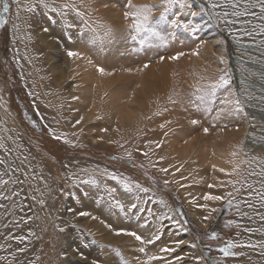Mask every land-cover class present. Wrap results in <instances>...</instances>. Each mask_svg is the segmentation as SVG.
<instances>
[{
  "label": "rangeland",
  "instance_id": "374dc122",
  "mask_svg": "<svg viewBox=\"0 0 264 264\" xmlns=\"http://www.w3.org/2000/svg\"><path fill=\"white\" fill-rule=\"evenodd\" d=\"M4 2L0 0V16L7 21L0 27V173L9 183L0 187V194L11 198L0 200V264H166L149 262L151 255L166 256L174 264H197L198 257H204L200 264H264V203L252 190L264 188L259 175L264 148L253 144V137H264V33L254 28L264 25L259 11L255 17L229 16L236 23L226 24L201 12L206 0H186L181 19L200 31L192 36L178 29L167 47L133 53L132 44L123 39L125 0H75L101 36L111 28L114 38L103 43L91 31L78 36L83 25L70 10L63 18L39 5L28 13L22 6L35 0H7L5 12ZM64 2L48 0L57 8ZM225 10L232 11H215ZM191 11L198 15H188ZM65 21L76 27L65 29ZM70 50L80 57H68ZM180 53L179 60L169 59ZM97 67L110 74L101 75ZM223 72L231 76L230 89L247 115L215 118L226 90L217 93L211 112L188 102L193 85L214 82ZM194 119L199 123L192 124ZM238 132L240 147L224 146ZM165 168L167 172L161 171ZM220 168L233 174L216 170ZM103 170L149 191L127 192ZM90 175L100 188L78 183ZM104 186L116 189L114 196L126 209L132 203L137 209L125 216L111 208ZM205 194L225 199L205 201ZM229 199L239 207H229ZM178 206L198 240L181 221ZM82 211L91 215L82 217ZM165 214L172 219H158ZM214 221H220L223 231L219 239L209 240L205 233ZM229 221L231 227L226 226ZM161 225V239L154 244L115 235L123 229L148 239ZM21 235L22 243L17 239ZM184 235L187 245L180 244L171 256L160 252L164 246L176 247ZM226 240L256 247L236 248V256L224 257L218 249ZM197 241L198 247H190ZM176 256L184 259L175 261Z\"/></svg>",
  "mask_w": 264,
  "mask_h": 264
},
{
  "label": "snow or ice",
  "instance_id": "6c2138e0",
  "mask_svg": "<svg viewBox=\"0 0 264 264\" xmlns=\"http://www.w3.org/2000/svg\"><path fill=\"white\" fill-rule=\"evenodd\" d=\"M19 3V0H17ZM83 2V0H81ZM37 5L40 7L46 9L47 11L54 12L61 18L65 17L69 10L74 12L76 17L80 19L82 22L83 27L80 28V31L78 32V36H83L86 31H91L94 36L93 39L99 40L101 43L104 42L105 39L108 41H111L114 36L111 28H107L104 30L103 36H101L95 28H92V26L89 24L88 20L85 19V13L80 11L76 5L75 0H65L63 4L59 6V8L53 6V4L48 3V0H35L34 3H27L23 5V10L28 13H35ZM188 7V4L186 0H160L158 4H141L136 3L134 0H125L124 3V12H123V18L124 21L127 22V27L125 30V33L123 34V39L127 42H130L132 44L131 51L133 53H139L143 52L146 49H158L167 47L169 43H171L172 40L176 38V31L178 29H182L183 31L189 33L192 36H195L196 33L200 31L199 27L196 24L189 22H184L181 19V14L184 13V10ZM231 8L232 11H223V12H216L215 10L217 8H224L228 9ZM255 10L259 11V16L257 17L260 20H264V0H206V7L201 6V12L206 13L210 19L214 17L220 18L221 22L226 24H233L236 23L234 20H229L227 17L232 16L236 18L240 17H247V16H257V12ZM4 11H8V3L7 0L4 2ZM159 13L158 16H155V13ZM188 15H191L192 17H195L198 15L197 12L191 11L187 13ZM155 17V18H154ZM51 19V18H50ZM7 21L0 16V27H3ZM65 29H72L76 27L75 24L69 23L65 21L64 23ZM101 27H103L101 25ZM259 28L260 33H264V25H258L254 26ZM47 31V29H44ZM246 35H251V32H245ZM235 40L239 41V36L233 37ZM68 39L71 40L72 36L69 35ZM197 52H193L192 55H197ZM68 57L70 58H79L80 53L76 51H68L67 52ZM183 55V53H180L178 55H173L169 57L171 60H179L180 56ZM165 57H161V61H163ZM221 63H226L223 58H221ZM145 68L148 67L147 64L144 65ZM97 71L101 75H106L110 73H106L104 68L97 67ZM231 84V76L227 72H223L219 76L217 80L214 82H210L206 85H193L194 91L190 94L189 97V103L192 104L197 109L203 108L205 112H211L212 108L211 106L216 103L217 99V93L220 90H226L227 94L223 96V99L220 100V103L222 107L219 108V110L216 112V119H220L222 115H238V114H245V107L244 103L240 98H237V94L235 91L230 89ZM169 100L173 103L176 101L172 99V97H169ZM254 119V118H253ZM79 123V121H77ZM192 124L199 123L198 120H192ZM165 127V125H161V128ZM204 132L207 133L208 129L205 128ZM56 139H60L61 137L57 136ZM65 143H68L67 140H65ZM253 144L259 145L261 148H264V137L256 138L253 137ZM159 147V144H157ZM2 147V145H0ZM145 156L148 155L147 152L143 153ZM129 158L131 157V153H128ZM232 155H236L234 152ZM252 160H257V156H252ZM247 162V161H246ZM264 163V161H261ZM4 163L3 160H0V164ZM215 168V166H213ZM220 172H225L223 168L216 169ZM84 171H87V169H84ZM161 171L167 172V169H161ZM234 171H238V169H234ZM104 174L111 180L116 181L119 185L123 187V189L127 192H133L136 190H139L141 192L147 193L149 189L143 188L140 184L136 183L133 184L128 178L117 176L115 173L108 172L107 170H103ZM233 173L225 172V175H232ZM3 173H0V187H3L4 185L8 184L9 181L4 180ZM250 175H257V173L252 172ZM261 177H264V169H262L259 173ZM17 181L13 180L12 183H16ZM20 183H23V181H20ZM79 184H85L90 185L93 187L100 188L101 185L97 181V179L94 176H89L87 179H80L78 181ZM167 184V181H165ZM228 183H233L232 181H228ZM214 185H209V187H213ZM247 187L251 188L252 185H246ZM264 187V185H262ZM104 191L107 194V199L109 206L113 209L118 210L119 213L124 214L127 216L128 213L133 212L134 209H137V204L132 203L130 206L127 207L124 203H122L119 199L115 198L114 193L116 189L110 188L107 186H104ZM238 191V190H237ZM253 191L257 192L262 202H264V191H261L260 189H253ZM14 195L18 196L19 193L16 192ZM227 196H232V193H227ZM11 197H7L3 194H0V200L2 199H10ZM101 200H104L105 197L101 196ZM203 199L205 201H221L224 200L225 197H222L220 195H211V194H205L203 196ZM41 204H43V201H39ZM159 203L161 205H165V201L160 200ZM227 205L229 207L235 206L239 207V205H233V201L231 199L227 200ZM166 206V205H165ZM0 207H3V205H0ZM140 211H143V209H139ZM149 215H152L151 210L149 209ZM212 211H216V209H213ZM80 216L87 217L91 214L89 212H80ZM182 215V214H181ZM264 219V217H261ZM92 219H97V217L93 216ZM158 219H168L171 220L172 217L165 214L162 217H159ZM204 220H208L209 217L205 216L203 218ZM27 222V221H26ZM103 223V221H102ZM178 227H183V225L180 224V221H175ZM185 224L187 221L184 222ZM232 222H227L226 226L231 227ZM107 227V225H105ZM145 227H147V223L145 224ZM186 230V229H185ZM61 232L64 231L63 228L60 229ZM247 231H251L248 229ZM31 235H34V233H30ZM115 235L117 236H130L133 237L136 241H138L141 245L144 244H154L156 241H159L162 236V225L157 226L155 232L151 235L150 238L145 239L144 236L138 234L135 231L130 230H118L115 232ZM11 239V237H9ZM19 242H23L25 240V237L21 236L17 238ZM209 239L216 240L219 239L218 234L216 232H212L209 236ZM184 243V241L177 242L176 247H168L164 246L160 248L161 253H166L168 256H171L172 253L176 252V249L179 247L180 244ZM192 248L198 247V241L197 243H192L190 245ZM243 247H256L254 244H244V243H238L234 242L233 240H226L222 247L218 249L220 253L223 254L224 257H234L237 255L236 252L233 251V249L236 248H243ZM19 251L23 252L25 249L21 248ZM73 251L78 252V249H73ZM139 251L144 252L145 248L141 247ZM207 255V253H205ZM0 259H3L0 257ZM38 259V258H37ZM184 259L183 256H176L175 261H182ZM204 257H198L196 258L197 264H200V261L203 260ZM210 259V257H209ZM154 260H164L166 261V264H174V261L171 259H167L166 256L162 255H151L148 257V261H154ZM91 264H98V261L93 260ZM124 264H127L125 261ZM212 264H221L219 260L212 261Z\"/></svg>",
  "mask_w": 264,
  "mask_h": 264
},
{
  "label": "trees",
  "instance_id": "16d2710c",
  "mask_svg": "<svg viewBox=\"0 0 264 264\" xmlns=\"http://www.w3.org/2000/svg\"><path fill=\"white\" fill-rule=\"evenodd\" d=\"M57 144H59L60 146H62L63 148H65V149H72L73 147H71V146H69V145H66V144H63V143H60V142H57V141H55ZM177 210H179V214L181 215V221H183V223L185 222V221H187V223L185 224L186 226H187V229H188V232H189V234L191 235V237L192 238H194L195 240H198V238H197V233H196V231H192L191 230V228L189 227L190 225H189V223H188V220H187V218L185 217V215H184V213H183V209L181 208V206L179 207L178 206V209ZM216 232L217 234H218V237H220L221 236V234H222V231H223V226L221 225V223H220V221L218 222V221H214V222H212L209 226H208V228H207V230H206V233L205 234H207V237H208V239H209V236H210V234L212 233V232ZM209 240H212V239H209ZM217 240V239H216ZM199 244V243H198Z\"/></svg>",
  "mask_w": 264,
  "mask_h": 264
},
{
  "label": "bare ground",
  "instance_id": "6f19581e",
  "mask_svg": "<svg viewBox=\"0 0 264 264\" xmlns=\"http://www.w3.org/2000/svg\"><path fill=\"white\" fill-rule=\"evenodd\" d=\"M57 5V4H56ZM76 5H77V3H76ZM107 28H110V27H107ZM97 29V28H96ZM113 29V28H112ZM102 33V32H101ZM104 34V33H103ZM169 83V82H168ZM168 88V87H167ZM167 92V91H166ZM94 140V139H93ZM95 141V140H94ZM229 146V147H231V148H233V149H238L239 147H240V145H241V136L239 135V132H238V134H235L234 135V137H233V139L231 140V141H227L225 144H224V146ZM255 166V165H254ZM260 167H262V166H260ZM260 169V168H259ZM261 177V176H260ZM259 177V178H260ZM253 178H255V179H253ZM253 178H252V180L253 181H255L256 179H258L257 178V176H253ZM262 179H264L263 177H262ZM251 180V181H252ZM252 181V182H253ZM263 181V180H262ZM255 183H257V182H255ZM264 184V183H263ZM256 187V186H255ZM254 187V188H255ZM252 188V187H251ZM254 188H252V190L254 189ZM260 188H261V185H260ZM257 189V188H256ZM261 191H264V188L263 189H261ZM249 194V193H248ZM258 196H260V195H258ZM255 197V196H254ZM260 197H258V199H259ZM252 199V198H251ZM257 199V200H258ZM253 200V199H252ZM261 200V199H260ZM255 201V200H254ZM259 201V200H258ZM261 203V202H260ZM262 203H264V202H262ZM261 205V204H260ZM262 207V206H261ZM264 212V211H263ZM190 217L194 220V222H198L196 219H195V217H194V215H193V213H191L190 214ZM21 220L23 221V219L21 218ZM24 224V223H23ZM20 225V224H19ZM206 225H203V227H205ZM15 228V227H14ZM22 236V235H21ZM16 237V236H15ZM184 238H183V241H184V243H182L181 245L182 246H184V245H187V243L189 242V239H188V236L187 235H184L183 236ZM5 256V255H4Z\"/></svg>",
  "mask_w": 264,
  "mask_h": 264
}]
</instances>
